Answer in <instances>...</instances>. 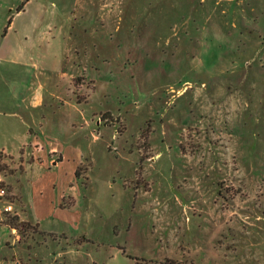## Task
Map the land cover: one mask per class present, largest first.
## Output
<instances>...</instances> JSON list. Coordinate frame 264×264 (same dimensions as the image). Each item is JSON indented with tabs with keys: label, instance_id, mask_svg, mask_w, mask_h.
Masks as SVG:
<instances>
[{
	"label": "rangeland",
	"instance_id": "1",
	"mask_svg": "<svg viewBox=\"0 0 264 264\" xmlns=\"http://www.w3.org/2000/svg\"><path fill=\"white\" fill-rule=\"evenodd\" d=\"M24 1L0 35L72 8V52L25 23L0 62V264H264V0Z\"/></svg>",
	"mask_w": 264,
	"mask_h": 264
},
{
	"label": "crops",
	"instance_id": "2",
	"mask_svg": "<svg viewBox=\"0 0 264 264\" xmlns=\"http://www.w3.org/2000/svg\"><path fill=\"white\" fill-rule=\"evenodd\" d=\"M12 1V0H10ZM30 0L27 2L24 1V6L22 7V10L17 13V18L22 16L24 12L25 6L29 3ZM207 1V0H203ZM210 1H216V2H237L241 4L244 1H256V0H210ZM73 8L76 7V4L78 5L79 0H72ZM21 7V6H20ZM18 7V8H20ZM64 11H68L67 14H61L60 16H54V15H37V16H28L27 20H23L21 26L19 25V28L16 27L15 24V18L13 20L12 18L8 19V23L10 21V24L4 29V32L0 35V62L5 61L9 62L12 65H18L19 63H23V66L27 65V61L30 60L31 58L28 56L27 59L22 60V53L21 50L16 46L13 41H11L9 38L12 36V34H18L21 33L22 37L27 39V36L29 35L28 33L36 32L37 37L39 38H45L47 39V43H52L56 38H60L61 40V49H60V55L59 56V61L62 63L63 68L66 70V66L68 63V58L69 55L72 52V47L68 44V42L72 39L73 35L69 31L70 28L73 31V25L70 24L68 25L71 21V19L74 17V14H72L73 9L70 8L69 10L64 7ZM69 13V14H68ZM25 23H29L28 27L30 28V31H25V28L27 27ZM68 25V26H67ZM68 28V29H67ZM13 34V35H14ZM76 55V54H75ZM20 65V64H19ZM22 65V64H21ZM27 67V66H26ZM35 68V67H33ZM74 68V64L71 65V69ZM44 71H48L49 74H53L52 71L50 70H43L41 69H34V75L33 79L35 81H30L29 83L26 84L25 90L23 91V94L20 98H16L12 96V101L16 104V107L13 108V110L9 111L6 113L11 118H19L21 119L20 111L21 109L24 110L23 112L25 113V116L29 117H34V113L37 112V110L43 105L44 102V95L42 91L44 90V83L41 81L40 77L44 76L45 73ZM61 77L66 76V72H58ZM37 141L34 142L33 145H36ZM79 149V148H78ZM32 156H35V153L31 154ZM59 155L58 158H51L50 162L53 165H56L60 161L63 160L62 154L56 149V148H51L49 151V156L53 157ZM43 156V155H41ZM39 160H42V158H39ZM34 164V162L32 163ZM3 212H0V215ZM4 219H2L3 221Z\"/></svg>",
	"mask_w": 264,
	"mask_h": 264
},
{
	"label": "trees",
	"instance_id": "3",
	"mask_svg": "<svg viewBox=\"0 0 264 264\" xmlns=\"http://www.w3.org/2000/svg\"><path fill=\"white\" fill-rule=\"evenodd\" d=\"M25 1L27 2L28 0H25ZM23 6H24V3H22L21 7L17 9V13H19L22 10ZM9 24H10V21H9ZM76 176H77V172H76ZM6 224L9 225L10 228H12V229H17L16 225L13 222L7 223V221H6Z\"/></svg>",
	"mask_w": 264,
	"mask_h": 264
},
{
	"label": "built area",
	"instance_id": "4",
	"mask_svg": "<svg viewBox=\"0 0 264 264\" xmlns=\"http://www.w3.org/2000/svg\"><path fill=\"white\" fill-rule=\"evenodd\" d=\"M5 196H6L5 191L0 190V200H1L3 197H5ZM8 210H11V209H10L9 207L4 208V211H5V212H8Z\"/></svg>",
	"mask_w": 264,
	"mask_h": 264
}]
</instances>
